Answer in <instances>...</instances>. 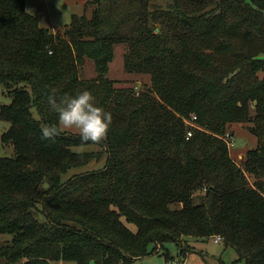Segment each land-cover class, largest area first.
<instances>
[{
    "label": "trees",
    "instance_id": "trees-1",
    "mask_svg": "<svg viewBox=\"0 0 264 264\" xmlns=\"http://www.w3.org/2000/svg\"><path fill=\"white\" fill-rule=\"evenodd\" d=\"M85 12L53 31L26 0H0V86L11 99L1 142L13 151L0 157V264H134L156 252L169 262L168 243L184 264L192 242L215 237L238 261L264 264V0H87ZM117 45L149 88L109 79ZM87 60L94 80L82 77ZM52 88L87 89L111 112L102 142L42 139L41 125L56 122ZM234 124L258 140L242 165L225 138ZM88 145L100 151L73 150Z\"/></svg>",
    "mask_w": 264,
    "mask_h": 264
},
{
    "label": "rangeland",
    "instance_id": "rangeland-1",
    "mask_svg": "<svg viewBox=\"0 0 264 264\" xmlns=\"http://www.w3.org/2000/svg\"><path fill=\"white\" fill-rule=\"evenodd\" d=\"M87 0H26V10L34 15L41 27L53 31H58L69 25L72 15H82L85 12ZM89 15V13H87ZM127 46L117 45L114 48L113 61L109 65L108 77L114 81L117 88L130 87L134 88L137 93L151 86V77L147 75H133L125 71V55ZM82 77L85 80H94L97 77L95 66L91 60L81 69ZM5 87L0 86V106L11 103V99L4 92ZM194 127L199 130L200 127L194 122ZM10 123L0 118V157H11L13 151L3 146L1 142L2 135L10 128ZM70 134H76L72 131H65ZM229 133L233 136L225 137L230 141V153L238 165H242V159L247 151L257 147V138L248 130L247 124H234L230 127ZM228 135V134H227ZM233 142V143H232ZM76 152H93L100 151L98 146L88 145L79 146L73 149ZM106 157L100 161H93L89 165L70 170L64 179H68L79 173L94 171L100 169L105 164ZM0 239H9V237H0ZM154 245L148 247V252L153 251ZM188 249V248H187ZM173 261H166L164 252H156L143 259L136 261L134 264H174L178 262V248L175 243H168L165 246ZM164 250V251H165ZM184 264H245L238 261V255L232 248H226L224 243H215L214 239L209 241H194L191 243L190 253Z\"/></svg>",
    "mask_w": 264,
    "mask_h": 264
},
{
    "label": "clouds",
    "instance_id": "clouds-1",
    "mask_svg": "<svg viewBox=\"0 0 264 264\" xmlns=\"http://www.w3.org/2000/svg\"><path fill=\"white\" fill-rule=\"evenodd\" d=\"M45 103L48 112L55 115L56 122L41 125L42 139L55 140L61 131H72L82 143L99 144L107 136L112 114L96 105L91 91L85 89L60 96L52 88L45 95Z\"/></svg>",
    "mask_w": 264,
    "mask_h": 264
},
{
    "label": "built area",
    "instance_id": "built-area-1",
    "mask_svg": "<svg viewBox=\"0 0 264 264\" xmlns=\"http://www.w3.org/2000/svg\"><path fill=\"white\" fill-rule=\"evenodd\" d=\"M195 119H196V118H195ZM190 137H192V132H191V131L188 133V139H189ZM227 137H229V135H227ZM227 142H228V146H229V148H230V146H231L230 141H227ZM232 143H233V142H232ZM214 242H215V243H222V242H223V239H222L221 237H215V238H214Z\"/></svg>",
    "mask_w": 264,
    "mask_h": 264
},
{
    "label": "water",
    "instance_id": "water-1",
    "mask_svg": "<svg viewBox=\"0 0 264 264\" xmlns=\"http://www.w3.org/2000/svg\"><path fill=\"white\" fill-rule=\"evenodd\" d=\"M156 33H157V34H159V33H160L159 29H157Z\"/></svg>",
    "mask_w": 264,
    "mask_h": 264
},
{
    "label": "crops",
    "instance_id": "crops-1",
    "mask_svg": "<svg viewBox=\"0 0 264 264\" xmlns=\"http://www.w3.org/2000/svg\"><path fill=\"white\" fill-rule=\"evenodd\" d=\"M56 31V30H55Z\"/></svg>",
    "mask_w": 264,
    "mask_h": 264
}]
</instances>
